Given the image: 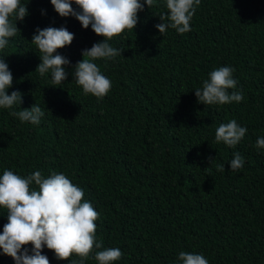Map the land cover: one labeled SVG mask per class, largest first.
Segmentation results:
<instances>
[{
    "label": "trees",
    "instance_id": "obj_1",
    "mask_svg": "<svg viewBox=\"0 0 264 264\" xmlns=\"http://www.w3.org/2000/svg\"><path fill=\"white\" fill-rule=\"evenodd\" d=\"M21 5L29 15L0 50L14 77L8 94L22 93L21 104L0 108V175L55 172L83 189L103 242L84 264H97L95 252L105 248L122 251L114 264H181L180 252L202 254L208 264H264V149L255 147L264 137V0H201L191 31L169 28L164 36L155 25L165 0L145 4L135 30L109 41L121 54L94 61L111 81L101 101L83 94L72 71L103 37L60 17L50 0ZM62 26L75 39L58 50L71 61L68 79L53 85L51 73L35 72L41 60L31 40L38 27ZM222 66L234 69L229 93L243 100L198 103L194 90ZM35 103L45 113L38 125L9 115ZM232 119L247 128L245 137L235 148L215 143L218 126ZM235 152L245 163L230 171ZM5 223L0 207V232ZM42 254L51 264L79 259L56 260L46 246ZM0 264L15 261L0 249Z\"/></svg>",
    "mask_w": 264,
    "mask_h": 264
},
{
    "label": "clouds",
    "instance_id": "obj_2",
    "mask_svg": "<svg viewBox=\"0 0 264 264\" xmlns=\"http://www.w3.org/2000/svg\"><path fill=\"white\" fill-rule=\"evenodd\" d=\"M60 17H74L84 29L91 26L92 31L103 37L91 48L82 50L83 59L73 66L72 77L80 86L85 96L91 94L98 101L111 90V81L103 75L94 62L98 59H114L121 50L109 43L126 30H135L138 13L157 5V0H50ZM201 0H165L166 12L158 15L160 23L155 27L161 35L169 28L178 34L191 31V20ZM73 4L76 7H73ZM29 15L28 7L21 5V0H0V50L7 47L9 38L20 31L17 21H23ZM75 39L67 27L37 28L31 42L38 49L41 63L35 72L41 77L51 73V83L60 85L68 79L66 66L71 61L58 53L59 49L70 46ZM234 69L222 66L209 73V78L196 88L197 102L208 105H224L243 100L242 92L229 89L237 87L233 78ZM14 77L5 59L0 58V108L12 109L22 103V93L8 89L12 87ZM70 95V93H69ZM10 116L21 122L38 125L45 115L35 103L31 108L10 111ZM247 128L240 126L235 119L222 123L215 131V143L223 142L235 148L245 137ZM255 147L264 149V137L256 140ZM229 162L230 171H237L244 166V159L239 152L233 154ZM209 164L214 159L208 157ZM207 169V168H206ZM218 171H224V165H217ZM35 185V187H33ZM84 191L75 185L66 175L53 172L44 177L40 171L21 176L11 170H4L0 175V207L7 210V223L0 232L2 254L11 257L15 264H51L42 254L45 246L54 252L56 260L68 261L73 255L78 260L71 264H84L95 249L103 248V242H97L95 221L99 213L90 202L84 200ZM31 245V247H28ZM120 248H105L96 251L97 264H114L122 257ZM181 264H208L202 254L180 252Z\"/></svg>",
    "mask_w": 264,
    "mask_h": 264
}]
</instances>
